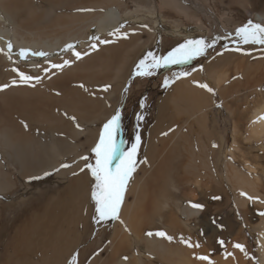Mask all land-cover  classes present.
Segmentation results:
<instances>
[{
  "label": "bare ground",
  "instance_id": "bare-ground-1",
  "mask_svg": "<svg viewBox=\"0 0 264 264\" xmlns=\"http://www.w3.org/2000/svg\"><path fill=\"white\" fill-rule=\"evenodd\" d=\"M159 1H150L152 11L157 10L159 5H166V2ZM190 4L193 5V2L170 0V5L178 14L187 12ZM232 6L231 1L220 2L224 11H229ZM243 8L244 13L264 22V13L256 12L254 4L251 7L241 6V10ZM83 9L92 11H81ZM152 14L155 16V13ZM136 15H142L143 21L147 20V38L144 40L140 31L131 26V20ZM153 16L144 10H131L128 0H0V49L7 52V44L13 45L11 60L0 53V71L7 74L4 82L0 79V87L8 85L0 91V195L7 200L17 194L13 203L0 201V264H62L66 253L72 252L80 243L82 234L78 226L83 225L84 232L90 226L87 211L91 188L87 172L76 176L73 173L79 172L78 169L85 164L80 159L88 152L85 143L89 142L93 147L98 141L100 122L107 121L115 113V110L112 112L105 106L106 94L100 91V87L112 84L114 91L111 96L117 103L120 100L119 88L126 78L124 75L134 61L131 48H150L155 38H158L156 44L162 47V24L152 23L150 18ZM228 29L229 33L234 31V28ZM118 32L130 37L113 44L112 48L91 49V43H100L90 37L112 38ZM69 43L75 45L76 51L88 54L77 60L71 50L64 51V46ZM21 48L44 51L48 56H29L21 60L18 56ZM239 59L223 53L211 61L216 65L209 74L214 94L196 88L198 74L191 81L179 82L171 94L160 98L157 116L150 129L151 140L157 144L155 154L147 156L150 170L145 171L142 177L133 173V200L125 204L122 213H119L112 237L104 233L107 244L89 264H209L194 258L197 257L196 248L187 252L186 248L175 246L176 236L174 242L168 243L155 233L151 236L148 233L154 225L155 213L163 211L164 207L171 208L173 197L170 192H178V185L188 186L191 180L198 185L202 172L208 182L219 183L220 176L210 168L208 161L211 159V147L218 149L219 154L221 151L226 159L228 156L236 157L239 152V129L236 125L229 146L225 145L223 135L211 132L209 125L215 108L225 107L235 115L238 111L231 105L234 100L241 93L253 94V86L256 85L250 86L252 81L245 89L239 87L251 74L249 69L236 62ZM64 60H70L71 64L63 69L51 67L52 64H63ZM13 69L34 78L40 77V81L37 83L33 79L30 84H22ZM237 74L240 75L236 79L232 77ZM12 77L16 84L12 83ZM81 84L86 86L87 91L80 87ZM242 101H246L245 97ZM256 106L250 114L251 124L245 133L249 141L261 142L264 147V96L260 97ZM63 113L75 116L83 131L77 129L74 123L70 124ZM33 124L41 126L42 131L32 130ZM204 136L215 137L219 142L207 140ZM39 138L50 141H40ZM207 141L211 142V147ZM244 161V169H241L223 160L225 179L234 190L257 196L259 182L255 177L258 167L245 157ZM65 163L72 164L69 171L60 167ZM15 171L17 175L12 177ZM20 180L21 187L18 185ZM55 183L66 185H59L56 200L49 202L44 198L43 190H55ZM190 195L196 198L195 194L185 192L186 198L197 203ZM168 196L172 197L171 203L164 198ZM187 205L189 203L185 200L184 210L177 216L168 212V236L172 229L182 231V223L191 228L188 223L193 222V216L198 212ZM186 217H190L189 222L185 221ZM258 249L260 260L264 263V232ZM87 254L88 250L82 255V262ZM247 261L244 257L243 264ZM219 264L232 262L222 259Z\"/></svg>",
  "mask_w": 264,
  "mask_h": 264
},
{
  "label": "rangeland",
  "instance_id": "rangeland-1",
  "mask_svg": "<svg viewBox=\"0 0 264 264\" xmlns=\"http://www.w3.org/2000/svg\"><path fill=\"white\" fill-rule=\"evenodd\" d=\"M150 1L153 2V0H128L130 9L133 11L137 9L144 10L145 12H149V15L151 16H153L152 13H155V16L150 18V20L152 23L159 22L162 24V30L164 33L162 47L156 44L158 38H155L154 43L150 48H131L130 53L134 55V61L124 75L126 78L122 81L119 88L120 100L117 103L114 96H111L114 91L112 84H105L100 87V91H103L106 94V100L104 102L105 106L112 112L113 110H115V112L119 110L121 114L120 127L115 136L116 143L119 148L121 150H130L132 145L136 143V136L138 133L141 137L140 146L136 156L137 166L139 165L140 169L136 170L134 173H138L139 176L142 177L145 171L150 170V161L147 156L148 154H155L157 150V144L151 140L150 129L157 116L159 100L164 94H171L181 79L187 77L198 69V74L200 75L198 77V84H207L211 88L212 82L209 74L213 72L214 67H216V65L211 61L221 55H218V53H224V55L229 53L232 57L235 56L237 59L240 58L241 61L239 59V61L236 62H240L246 70L249 69L251 71V74L249 73L247 77H245L249 78L247 79L249 82L245 80V85L243 84L244 82H242L239 86L240 89L249 87L248 84H250V81H252L250 86L256 85L253 86L254 91L252 96L241 93L242 95L239 98L236 97L237 99L234 100V104L228 103L232 105L233 109L238 111L235 115L230 113L225 107L221 106L215 108L213 110V114L211 115L212 123L209 124L211 127L210 130L212 133L218 132L223 135L226 140V146H229L232 143V131L234 125H236L239 129V152L236 153V157L228 156L226 159L223 157L221 151L219 154V150L213 149L210 146L211 142L209 143L207 141L208 145L211 147L209 152L211 159L208 161L210 163V168L213 169L214 172L216 171V174L220 176L219 183L215 184L208 182L207 178L204 177L205 173L202 172L198 185L194 184L193 180H191L190 185L188 186L178 185V192H170L173 199L169 196L167 198L164 197L167 200L169 199L170 203L172 199L173 203H171V208L164 207L162 208L163 211L159 210L158 214H156L157 212L155 213L156 218L154 217V225L150 227V231L152 233L160 231L169 233V231L166 230L167 222L169 221L168 214L170 212L172 215L176 216L177 214H181V210H184L185 207L184 202L187 200L189 203V205H187L188 207L193 204H199L202 205V207L191 209L192 211H196L198 213L196 214L195 212L196 215L193 216V222L188 223L189 226H191L190 229H188L189 227H186L181 221L183 225L182 231L177 229L171 230L170 236L173 237L172 242L175 241L174 237L176 236L175 246L179 245L184 247L188 250L187 252L196 248L197 256L208 257V260H204V262L209 264H219L222 259L230 260L232 264H243L244 257L248 260V263L246 264H264L260 260L258 249L260 238L264 232V215H261V213H264V147L260 144L261 142L258 143L255 140L249 141V138L247 139L248 135L245 133L249 128L248 125L251 124L250 114L254 111V106L258 104L260 97L264 96V45L243 44L240 43L239 38L236 37V29L248 25L249 22L253 25L264 26V22L258 20L256 16L254 17L249 13H244V8L241 10V6L243 5L251 7V4H254L256 12L264 13V0H247V2H244L243 0H225L226 3L228 1L233 3V6L229 11H224L220 7L221 0H186L192 1L193 5H188V11L180 14L176 13V9L172 8L170 0H160L159 2H166V5H159L158 9L155 11H152ZM142 19V15H136L135 18L129 20L132 21V29H134L135 26V28L140 31L141 37L143 36L142 38L144 40L147 38V30L145 28L148 24L146 23L147 20L143 21ZM228 28H234V31L229 33ZM129 37L130 35L126 33L118 32L112 38H105L111 42L107 44H99L97 50L100 51L106 46H110L112 48L113 44L126 40ZM199 39H204L206 42L216 40V43L214 47L208 48L204 55L198 56L186 64H173L168 67L154 69L152 70L154 74L151 76L135 75L137 65L140 60L144 59L149 52L153 53L155 57L167 56L173 48L178 47L185 41ZM225 45H227V48H225ZM236 48H239L240 51H236ZM126 55L122 58H125ZM146 63L150 64L151 59L146 61ZM260 65L261 67H259ZM185 72L189 74L187 76H180L178 79L176 78L177 74ZM262 74L263 78L261 77ZM6 75V73L0 71V79L3 80V82L6 80ZM239 75L240 74H237L232 77L236 79ZM165 78L171 81L168 87H164ZM11 80L13 81L14 77H12ZM240 80H243L242 77H240ZM105 86H110L107 91L104 90ZM261 86H263V88ZM198 89L201 92L204 90L206 93H210L206 89H202L200 87H198ZM237 95L234 94V96ZM244 97L247 102L242 101ZM141 104H143V107H141ZM239 112L241 114H238ZM64 114L65 113L62 115L68 119ZM138 116H143V119L138 120ZM110 118L111 117L108 119ZM105 122H100V128L96 137L97 139H99V133L102 131L103 124ZM70 124H73L72 120H70ZM170 126L171 124L168 122V127ZM31 128L35 132L40 133L42 131V127L38 124L31 125ZM204 138L219 142L215 137L208 138L204 136ZM69 139L70 141L73 140L71 137H69ZM39 140L46 141L49 139L39 138ZM88 146H90L89 142H86L85 149L88 150L86 155L90 158L87 162L94 164L95 157L91 152V149L94 146ZM244 157L250 160V163L253 165L255 164L256 167H258V173L255 177V179L259 182L257 186V196L247 191L234 190L225 179V167L223 165V160L228 162L233 167L238 166L239 168L244 169ZM182 160L183 158L181 161ZM82 162L85 161L82 160ZM113 163L115 164L117 161H114ZM70 165L71 167H68L66 170L69 171V169L72 168V164ZM82 167L78 169L79 172H76L77 174L81 172L80 169ZM83 172H87L86 174L89 178L88 184L92 189L94 181L92 180L90 173L87 169ZM16 175V171L11 174L12 177H16ZM72 179L73 177L70 178L69 181ZM155 183L159 185V182ZM44 184H46V182L41 186ZM55 184V190H43L45 193L44 198L48 199L49 202H51V200L55 201L60 186L64 187L66 185V183ZM18 185L21 187V180ZM132 186L133 180L131 179L127 185L124 201L121 205V213L125 204H129L131 200H133L131 193ZM186 191L190 194L196 195V198H193L192 195L189 197L192 200L196 199L197 203H194L195 200L190 201V199L185 197ZM241 193L246 195H241ZM249 197H251V199H249ZM44 198L42 199V203L45 201ZM16 199L17 194L11 195L7 200L4 199L3 195H0V201H5L7 203H13ZM241 200H244L246 203L243 204ZM88 203L87 220L90 222V226L89 228H86V232H84L83 225L78 226V230L82 234L80 243L72 252L68 251L66 253L62 264H71L73 256H76L77 258L76 264H89V262L99 253L103 252L102 247L107 244V242H105L106 238H104V233L110 237L113 235L115 228L114 224L119 220V218L117 220H106L97 224L93 220L95 211L94 203L91 201V191L88 195ZM7 219L13 221L11 218ZM185 221L189 222L190 217H186ZM181 237H183L186 241L191 242L193 245L199 244L200 246L192 248L187 247L184 243L180 242ZM219 241H224L223 245H221ZM167 242L169 243V241ZM237 243L244 246V252H241L239 249L234 247ZM88 247L90 249H87L88 254L84 262H82L81 257L87 251L85 249ZM39 258H41V254H39ZM150 264L153 263L150 262Z\"/></svg>",
  "mask_w": 264,
  "mask_h": 264
},
{
  "label": "snow or ice",
  "instance_id": "snow-or-ice-1",
  "mask_svg": "<svg viewBox=\"0 0 264 264\" xmlns=\"http://www.w3.org/2000/svg\"><path fill=\"white\" fill-rule=\"evenodd\" d=\"M81 11H92L91 9H83ZM118 31V30H117ZM115 33H110V35ZM236 37L239 38L240 43L243 44H259L264 45V26L261 25H253L249 22L248 25L237 28L236 29ZM92 41H98L100 44H107L111 41L102 40L98 36L90 37ZM216 40H212L211 42H206L204 39L199 40H187L184 43L180 44L178 47L173 48L167 56L163 57H155L153 53L149 52L148 55L140 60L137 65V71L135 75L137 76H151L153 75L154 69H159L162 67H168L173 64H186L190 60L202 56L205 54L208 48L214 47ZM97 43H91L90 47L93 50L97 49ZM227 48V45H225ZM13 45L11 43L7 44V52H4L3 49H0V53H3L7 56L9 60L12 59L10 53H12ZM71 50L72 55L75 56L77 60L81 59L83 55H87L88 53H81L75 50V45L72 43L66 44L64 46V51ZM236 51H240L239 48L235 49ZM222 53H218L220 55ZM18 56L21 60L26 59L29 56L36 57H47L48 53L44 51H32L29 49L21 48ZM151 59V63L148 64L146 61ZM71 64L70 60H64L63 64H52L51 67L55 69H63L66 66ZM13 71L17 72L19 76V82L22 84H30L33 79L38 83L40 81V77H32L30 75H26L23 72H20L18 69H13ZM189 73H180L177 74V79L180 76H187ZM13 84H16L17 81L13 80ZM171 81L165 78L164 87H168ZM8 85L5 84L0 87V91L4 88H7ZM81 88H85L83 84L80 85ZM108 87L105 86L104 90L107 91ZM198 87L202 89H206L208 92L214 94V90L210 88L207 84L200 83ZM85 91L87 89L85 88ZM59 94V93H57ZM143 107V104H141ZM68 119L72 120L77 129L83 131L80 127L78 121L75 116H68L67 113L64 114ZM120 119L121 114L120 111L117 110L114 115L111 116L103 124V129L99 133L98 142L95 143L94 147L91 149V152L94 154L95 163H88L87 161L90 159L89 156L83 155L80 157L81 160L85 161L84 166L80 169L83 172L85 169L90 173L94 184L91 189V201L94 203V211L95 215L93 220L95 223L99 224L106 220H117L119 218V212L121 209V205L124 201V195L127 189V185L129 181L132 179L133 173L136 171L137 166V151L140 146L141 137L139 133L136 136V143L132 145L130 150H121L116 143V133L120 127ZM138 120H142L143 116H138ZM27 128V124L24 125ZM168 133H164L167 135ZM215 146V145H214ZM117 161V163H113ZM61 168L71 167L70 164H62ZM49 173H45L48 175ZM73 175H77V173H73ZM241 195H246L241 193ZM251 199V197H249ZM193 208H201L202 205L193 204ZM264 215V213H261ZM149 236L153 235V233L149 232ZM156 236L164 238L169 242H172L173 237L168 236L165 232L160 231L155 233ZM180 242L184 243L187 247H199V244L193 245L191 242L186 241L183 237L180 238ZM221 245H223L224 241H219ZM235 248L239 249L241 252H244V246L240 244H235ZM246 254V253H245ZM199 260H208L206 256H197L194 257ZM126 259V258H125ZM76 256H73L71 264H76Z\"/></svg>",
  "mask_w": 264,
  "mask_h": 264
},
{
  "label": "crops",
  "instance_id": "crops-1",
  "mask_svg": "<svg viewBox=\"0 0 264 264\" xmlns=\"http://www.w3.org/2000/svg\"><path fill=\"white\" fill-rule=\"evenodd\" d=\"M195 77H198V69L196 71H194L193 73H191L190 75H188L187 77H184L183 79H181L179 82L191 81ZM196 88L198 89V79L196 80ZM217 95L218 94H216V97H217Z\"/></svg>",
  "mask_w": 264,
  "mask_h": 264
}]
</instances>
